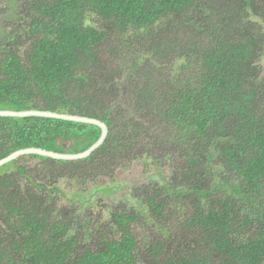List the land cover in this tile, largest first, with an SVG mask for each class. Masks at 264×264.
Masks as SVG:
<instances>
[{
  "label": "trees",
  "instance_id": "16d2710c",
  "mask_svg": "<svg viewBox=\"0 0 264 264\" xmlns=\"http://www.w3.org/2000/svg\"><path fill=\"white\" fill-rule=\"evenodd\" d=\"M10 2L0 109L92 117L107 134L84 158L0 166V264H264V0ZM100 133L0 116V158L78 153ZM133 161L151 179L132 203L105 217L60 205L65 183ZM141 219L154 231L142 255Z\"/></svg>",
  "mask_w": 264,
  "mask_h": 264
},
{
  "label": "rangeland",
  "instance_id": "374dc122",
  "mask_svg": "<svg viewBox=\"0 0 264 264\" xmlns=\"http://www.w3.org/2000/svg\"><path fill=\"white\" fill-rule=\"evenodd\" d=\"M10 1L0 0V36L4 31L3 22L11 21L13 7L17 8V4ZM6 8L7 11H5ZM260 64L264 71V57L261 59ZM148 173L143 171L141 161H133L130 166L117 170L114 178L99 176L93 181L82 185L67 182L63 186L60 205L64 207L72 206L81 211L92 210V212H96L95 209L101 206L105 217L117 205L132 203L131 195L134 187L149 181L151 177ZM131 229L137 239L140 255H142L144 244L150 242L152 239L150 235L154 234V231L146 226L142 219L140 222L131 223Z\"/></svg>",
  "mask_w": 264,
  "mask_h": 264
},
{
  "label": "water",
  "instance_id": "95a60500",
  "mask_svg": "<svg viewBox=\"0 0 264 264\" xmlns=\"http://www.w3.org/2000/svg\"><path fill=\"white\" fill-rule=\"evenodd\" d=\"M31 115L53 117V118H59V119H64V120L95 124L100 127L101 133H100L99 138L90 147L78 153H60V152H54V151L37 148V147H26V148L15 150L9 153L7 156L0 158V166L23 154H39V155L47 156L50 158L64 159V160H76V159L84 158V157H87L89 154H91V152H93L104 141L106 134H107L106 124L92 117L67 114V113H58V112L45 111V110L29 109V110L16 111V110H9V109H0V116L22 117V116H31Z\"/></svg>",
  "mask_w": 264,
  "mask_h": 264
}]
</instances>
